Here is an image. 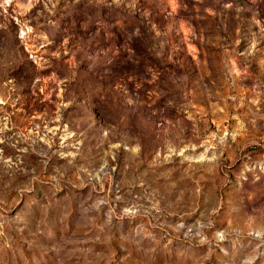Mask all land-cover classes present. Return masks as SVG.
Masks as SVG:
<instances>
[{
	"label": "rangeland",
	"instance_id": "rangeland-1",
	"mask_svg": "<svg viewBox=\"0 0 264 264\" xmlns=\"http://www.w3.org/2000/svg\"><path fill=\"white\" fill-rule=\"evenodd\" d=\"M0 264H264V0H0Z\"/></svg>",
	"mask_w": 264,
	"mask_h": 264
}]
</instances>
